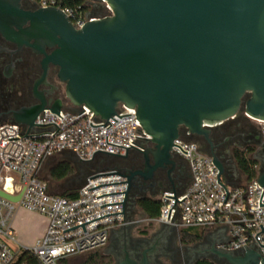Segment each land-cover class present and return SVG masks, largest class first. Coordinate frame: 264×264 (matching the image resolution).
Segmentation results:
<instances>
[{"label": "water", "instance_id": "obj_1", "mask_svg": "<svg viewBox=\"0 0 264 264\" xmlns=\"http://www.w3.org/2000/svg\"><path fill=\"white\" fill-rule=\"evenodd\" d=\"M103 2L111 14L76 29L59 8L28 12L20 8L19 0H0L1 35L18 50L24 46L43 56L41 76L35 81L34 90L45 83L49 67L53 66L57 69L55 79L63 85L65 99L72 107H85L106 122L117 114L119 105L135 110L140 127L153 145L138 150L149 173L168 165L173 167L171 148L178 147L173 141L179 138L182 128L210 143L211 129L233 121L239 111L247 119L264 123V0ZM45 49L52 51L47 54ZM48 109L58 115L61 102L12 111L10 122L28 129L42 126L33 122ZM124 116L130 115L117 117ZM126 151L127 148L121 159L127 157ZM210 157L218 170V183L223 169L215 156ZM113 174L119 175L116 172L97 176ZM121 177L127 181L99 185L88 191L130 179L126 175ZM256 182L264 191V162L259 165ZM123 193L125 198L126 192L101 196ZM0 197L13 203L20 199L2 192ZM164 197L177 201L174 190L173 197ZM260 199L259 207L264 206ZM123 203L124 199L100 208L122 204V213L105 216L123 214ZM169 213L170 210L167 219ZM84 224L62 233L79 226L85 232ZM259 227L263 233L262 226ZM211 254L209 258L220 264H264L252 248L239 252L214 248ZM138 264L147 261L143 258Z\"/></svg>", "mask_w": 264, "mask_h": 264}, {"label": "built area", "instance_id": "obj_2", "mask_svg": "<svg viewBox=\"0 0 264 264\" xmlns=\"http://www.w3.org/2000/svg\"><path fill=\"white\" fill-rule=\"evenodd\" d=\"M88 2L93 7L104 6L106 11L102 17L111 14L103 0ZM40 6L61 9L76 29L100 18L57 7L54 0H40ZM116 115L130 116L119 118ZM116 115L106 122L85 107H73L71 110L62 108L58 115L52 114L49 109L43 110L33 122L42 126L28 129L11 122L0 124V192L11 197L20 196L16 203L0 197V264H15L23 252L36 259L38 264H59L63 259L103 249L113 230L141 221L126 218L127 183L100 186L88 191L103 184L126 182V177H121L125 174L119 167L90 175L73 199L50 193L40 175L46 160L63 153L74 155L80 162H90L97 155L121 159V156H125L126 148L128 155L152 145L136 119L135 110L119 105ZM89 123L98 127H91ZM183 136L180 133L173 144L186 154L173 145L171 151L186 162L190 181L181 189L165 190L157 196L161 204L159 216L148 220L173 231L200 230L203 235L215 237V248L220 251L239 252L252 248L264 260V248L260 247L264 246V232L259 227L261 225L264 230V206L259 207L263 187L256 182L257 177L239 184L238 177L218 175V183L227 191L223 204L226 192L217 183L218 170L212 158L203 153L195 142L184 140ZM116 172L120 176H97ZM91 177L94 178L89 179ZM173 190L177 201L186 199L174 203V199L164 197H173ZM119 192H126L125 198L124 193L101 196ZM123 199V214L105 216L122 213V204L100 206L121 203ZM260 204H264V191ZM18 210L37 214L44 219V230L31 247L21 245L13 229L12 221ZM99 217L102 218L97 219ZM94 219L97 220L92 221ZM86 222L89 223L84 224ZM81 224H84L85 232L79 226L62 233Z\"/></svg>", "mask_w": 264, "mask_h": 264}, {"label": "flooded vegetation", "instance_id": "obj_3", "mask_svg": "<svg viewBox=\"0 0 264 264\" xmlns=\"http://www.w3.org/2000/svg\"><path fill=\"white\" fill-rule=\"evenodd\" d=\"M23 11L33 12L39 8L40 0H19ZM28 25V24H27ZM5 49V50H3ZM52 49H45L49 54ZM42 55H37L30 48L21 47L7 42L0 33V117L9 116L12 111L21 108H34L40 104L52 105L61 102L62 108L69 102L65 99L63 85L55 79L57 69L49 67L44 84L34 90V84L41 76L40 62ZM239 111L236 118L220 127L212 128L209 135L210 143L196 135L189 134L182 128L180 133L187 139L193 140L199 149L208 155H213L220 162L223 175L233 178L239 176L234 161L235 150H246L254 147L250 153L258 164L264 162V131H260L259 124L251 123L250 119L242 117ZM149 145L147 148H152ZM118 167L130 179L127 182L126 218H130L132 211H138L139 201L156 197L160 192L169 189H181L190 181L189 169L186 162L171 151L172 166H165L152 173L146 170L145 158L138 152H131L125 159H119ZM149 163L152 158L149 155ZM151 235H134L132 226H122L111 232L105 248V255L111 264H121L125 261L140 263L143 258L147 264H194L200 260L212 257L216 239L211 234H205L199 241L192 244H180L176 239V231L160 227ZM181 242V240H180ZM226 264V263H222Z\"/></svg>", "mask_w": 264, "mask_h": 264}, {"label": "trees", "instance_id": "obj_4", "mask_svg": "<svg viewBox=\"0 0 264 264\" xmlns=\"http://www.w3.org/2000/svg\"><path fill=\"white\" fill-rule=\"evenodd\" d=\"M55 5L60 8L73 10L82 15L91 14V11L98 10V6L93 7L89 0H54ZM90 9V10H89ZM101 16L97 17H102ZM9 116H1L0 124L10 122ZM232 122V121H229ZM227 122V123H229ZM226 124V123H224ZM223 124V125H224ZM184 140L188 141L185 136ZM254 151V147H248L246 150H235L234 161L238 172L245 178L248 183L255 179L258 175L259 164L256 160L250 158V153ZM118 158L97 155L90 162H80L74 155L63 153L46 160L41 178L46 182L50 193L59 195L68 199H73L77 195V191L85 184L86 179L93 173L118 167ZM139 209L147 219H156L160 212V202L156 198H145L138 203ZM181 242L184 244H192L199 241L202 232L197 229H184L179 231ZM84 264H111L108 256L100 254L98 251L88 253ZM67 259H63L59 264L65 263ZM15 264H38L36 259L28 253L23 252ZM194 264H214L207 260H200Z\"/></svg>", "mask_w": 264, "mask_h": 264}, {"label": "rangeland", "instance_id": "obj_5", "mask_svg": "<svg viewBox=\"0 0 264 264\" xmlns=\"http://www.w3.org/2000/svg\"><path fill=\"white\" fill-rule=\"evenodd\" d=\"M98 10H95V11H91L90 9V12H92L91 14L92 15H95V16H101L102 14L105 13V8L104 6H98ZM73 107L70 105V104H67L64 106V109L66 110H71ZM242 117H244L243 113L241 114ZM251 120V119H250ZM251 123H253L254 125L257 123L260 125V131H264V123H260L258 121H255V120H251ZM188 141H193L192 139L189 140L187 139ZM250 158H252V156L250 155L249 156ZM253 159V158H252ZM255 160V159H254ZM46 163V161H45ZM45 163L43 164L42 168H41V171H40V175L43 177L44 175V172H43V169H44V166H45ZM117 164L119 165V161L117 162ZM239 176H238V183L239 184H244L246 183L245 182V178L240 174L238 173ZM157 199V197H155ZM141 214L138 212V211H132L131 215H130V218L128 219H131V220H134V221H137L138 219H141V221L131 225L132 226V230H133V234L134 235H140V234H147V235H151L153 233H155L159 228L158 225H156L154 222L152 221H149L145 216H143L142 218H139ZM14 228L16 231H24V232H29V234L31 235L32 234V227H31V221L36 222V218L34 217H31L30 214L26 213V212H19V210L16 212V216L14 218ZM31 227V228H30ZM176 239L178 241V245L182 244V242H180L181 240V236L179 234V231H176ZM203 236V234H202ZM17 237V235H16ZM18 242L21 244V245H25L26 244V241L25 240H21L20 238H17ZM100 254H104L105 255V248L101 249L98 251ZM89 254H86V255H80V256H73V257H70L68 258L65 263H61V264H84L86 258L88 257ZM207 261H210L214 264H220V263H215L212 259L210 258H207L206 259ZM167 262L168 264H171L170 260H167L165 261ZM222 264V263H221Z\"/></svg>", "mask_w": 264, "mask_h": 264}, {"label": "crops", "instance_id": "obj_6", "mask_svg": "<svg viewBox=\"0 0 264 264\" xmlns=\"http://www.w3.org/2000/svg\"><path fill=\"white\" fill-rule=\"evenodd\" d=\"M26 212L28 214L31 215V217H34L36 218V222L33 223V221H31L32 223L30 224L31 227H32V234L30 235L29 232H24V231H16L15 228H14V218L16 216H14L13 218V221H12V226H13V229L15 231V234L17 235V238H20L21 240H25L26 241V244L24 245L25 247H31L35 240L41 235L42 231L44 230V219L42 217H40L39 215L37 214H34V213H30V212H27V211H24V210H19V212ZM30 227V228H31Z\"/></svg>", "mask_w": 264, "mask_h": 264}]
</instances>
